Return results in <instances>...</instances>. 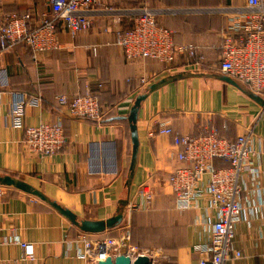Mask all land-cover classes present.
<instances>
[{
	"label": "crops",
	"instance_id": "0c3cea01",
	"mask_svg": "<svg viewBox=\"0 0 264 264\" xmlns=\"http://www.w3.org/2000/svg\"><path fill=\"white\" fill-rule=\"evenodd\" d=\"M142 1L100 0L90 8L91 28L73 36L68 26L60 25L59 49L35 54L27 44L17 43L0 55V174L26 180L79 220L103 221L117 215L121 200L137 201L142 184L163 186L178 167L186 165L177 159L173 137H149L150 129L169 122L175 132L197 136L210 125L229 140L253 129L258 172L244 175L246 190L241 199L247 219L236 225L233 242L242 256L227 264H264V108L238 86L218 77L226 75L219 67L223 34L231 19L239 17L238 8L245 0H172L174 7L203 10L170 20L171 27L162 22L174 30L177 44L199 45L206 55V66L199 69L185 65L180 53L170 69L152 58L126 60L116 31L132 25L124 13ZM0 7L6 13L30 12V27L39 26L43 15L51 13L49 0H0ZM215 8L220 12H213ZM184 71L205 75L179 78L141 103L138 161L129 183L133 142L128 116L134 101L151 84ZM143 76L151 77L148 86L142 85ZM88 91L99 95L100 120L74 117L59 101L61 96L72 100ZM21 97L32 100L23 119L25 126L63 123L67 143L52 156L27 150L25 126L12 125L11 107ZM167 185L170 196L155 197L148 210L129 213L126 209L118 227L92 234L103 237L130 226L135 244L162 250L153 264H199L203 253L194 248L209 243L212 236L207 200L198 209L181 211ZM145 215L148 221L141 218ZM81 232L40 198L0 186V264H86L80 256ZM19 241L34 244V259L25 258Z\"/></svg>",
	"mask_w": 264,
	"mask_h": 264
},
{
	"label": "built area",
	"instance_id": "2783aa9c",
	"mask_svg": "<svg viewBox=\"0 0 264 264\" xmlns=\"http://www.w3.org/2000/svg\"><path fill=\"white\" fill-rule=\"evenodd\" d=\"M99 3L100 0H49L51 13H45L37 27L29 25L32 19L30 12L6 13L0 7V55L17 43L27 44L35 54L59 49L60 25L68 26L73 36L91 28L90 8ZM244 4L238 8L239 17L231 19L223 34L219 67L226 75L264 98V0H245ZM178 11L194 14L203 10L197 7L156 10L145 5L125 12V16L131 17L132 25L118 29L116 41L126 60L130 63L152 58L165 63L170 69L176 54L180 53L185 56V65L204 68L206 55L200 51L199 45L177 44L174 30L159 22L163 13L176 15ZM216 11L220 12V9H213V12ZM151 80V77L143 76L141 83L148 86ZM59 101L70 109L74 117L95 120L102 117L99 95L95 92L78 94L72 100L61 96ZM31 102L21 97L13 103L10 113L12 125H24L23 119ZM158 134L173 137L177 159L186 163L168 179L176 207L181 211L198 209L201 202L207 200L206 216L212 236L209 243L194 248L203 253L199 264H227L232 258L241 257L242 251L235 249L233 242L236 225L247 219L246 207L241 199L246 190L244 175L248 171L258 172L255 162L259 151L254 145L253 129L229 140L220 135L215 126L207 125L203 132L191 136L175 132L170 123L165 122L148 132L149 137ZM23 140L27 150L45 156H52L67 143L61 121L25 126ZM259 142L261 145L262 141ZM218 161L220 166L217 165ZM154 193L152 185L142 184L138 191L139 199L127 207L129 213L135 209H150ZM91 234H79V241L83 244L80 256L86 264H95L109 255L120 253L134 258L144 253L154 261L153 252L137 253L131 245L130 226L122 228L119 236ZM19 244L24 249L25 258L36 257L34 244L25 241H19Z\"/></svg>",
	"mask_w": 264,
	"mask_h": 264
},
{
	"label": "water",
	"instance_id": "95a60500",
	"mask_svg": "<svg viewBox=\"0 0 264 264\" xmlns=\"http://www.w3.org/2000/svg\"><path fill=\"white\" fill-rule=\"evenodd\" d=\"M196 75H205V73L196 72V71L195 73L184 71V72H179V74L163 77L162 80L151 84L148 87L147 92L137 96L136 100L134 101L133 107L130 111V114L128 116V121L130 122L131 137L133 142V151H132L133 156L130 165L131 174L129 178V183L131 182V179L134 176L136 164L138 161L139 137H138L137 117H138L139 109L141 107V103L148 97L149 94L160 89L161 87H164V85L177 81L179 80V78L196 76ZM218 77L227 82L229 81L235 86H238L244 93L246 92L254 101H257L260 104V106L262 105V107L264 108V98L262 96H259L258 94L254 93L248 87L240 85L235 79H233L229 75L228 76L218 75ZM0 186L13 187L20 191L22 190L32 196L40 198L44 202L50 204L53 208L55 207L57 210H59L66 218H68L76 226H78L83 232L86 233L87 232L102 233L107 229L118 227L119 224L123 221L124 213L129 205L127 199L121 200L120 201L121 206L118 209L117 215L103 221H95L90 219L79 220L77 218V215L73 211L64 208L61 204H58L55 200L52 201L44 194L42 190L38 188L36 189L34 186H32L29 182H27L24 179H19L11 174H4V175L0 174ZM95 264H153V261L148 254H144V253L136 255L135 258L129 254L120 253V255H109L106 259L100 260Z\"/></svg>",
	"mask_w": 264,
	"mask_h": 264
},
{
	"label": "rangeland",
	"instance_id": "374dc122",
	"mask_svg": "<svg viewBox=\"0 0 264 264\" xmlns=\"http://www.w3.org/2000/svg\"><path fill=\"white\" fill-rule=\"evenodd\" d=\"M172 0H143L140 5L136 6V7H141V6H148V7H151L153 9H156V10H160L161 8H164V9H167V8H171V9H180V8H184V7H174L172 4ZM135 7V8H136ZM188 14L190 13H184V12H179L175 15V14H172V13H169V12H166V13H163L160 17H159V22H163V23H166L168 26L171 27L170 25V20H173V21H178V19H182V18H188V17H192V15H189L187 16ZM163 19V20H162ZM168 180H166V184H163V186H160L158 188H154V197H159V196H164V197H167V196H170V193H169V187L167 185V182ZM165 183V182H164ZM135 210H138V209H135ZM135 210H133V212H135ZM148 213V212H147ZM141 218H144L143 220L144 221H148L149 220V215H145V216H142ZM132 232H133V229H132ZM119 233L117 234H111V236H119L118 235ZM132 235V233H131ZM149 240L151 239V236L149 235L147 237ZM135 241H136V237L133 239L132 237V241H131V245L134 246L136 248V251L137 253L139 252H145V251H150L149 254H152L153 252V257H154V260L156 258H158L159 256H162L161 255V252L162 250H158L156 248H152V249H145V247H142L140 245H138L137 243L135 244Z\"/></svg>",
	"mask_w": 264,
	"mask_h": 264
}]
</instances>
